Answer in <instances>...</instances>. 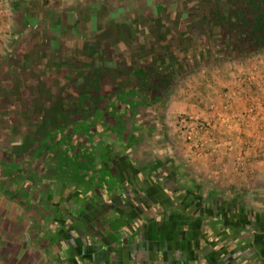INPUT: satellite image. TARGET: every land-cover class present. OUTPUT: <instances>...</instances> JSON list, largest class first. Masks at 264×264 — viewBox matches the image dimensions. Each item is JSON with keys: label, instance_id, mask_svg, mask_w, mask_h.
Segmentation results:
<instances>
[{"label": "crops", "instance_id": "1", "mask_svg": "<svg viewBox=\"0 0 264 264\" xmlns=\"http://www.w3.org/2000/svg\"><path fill=\"white\" fill-rule=\"evenodd\" d=\"M6 1L0 20L17 24L0 42V182L9 190L18 177L12 191L26 199L0 190V264H264V110L256 122L234 117L249 98L264 104V45L253 91L241 89L222 121L206 107L233 81L220 42L210 62L191 29L152 43L130 20L152 15L122 0L115 13L89 1L72 17ZM248 3L260 19L264 3ZM240 10L214 14L224 30L215 41L232 40L230 19L245 26ZM212 61L228 65L219 74ZM74 62L82 75L70 74ZM187 114L212 123L209 154L185 141Z\"/></svg>", "mask_w": 264, "mask_h": 264}, {"label": "rangeland", "instance_id": "2", "mask_svg": "<svg viewBox=\"0 0 264 264\" xmlns=\"http://www.w3.org/2000/svg\"><path fill=\"white\" fill-rule=\"evenodd\" d=\"M89 1H94L97 3L98 7L100 9H103L105 11H112L116 12L118 10V4L119 0H49L48 2H45L44 0H32V3H34V6L36 8V11H45L46 9L52 13H67L69 17H72V14H82L84 11V4ZM98 1V2H96ZM100 1V2H99ZM121 1V0H120ZM123 2L125 1V4H134L136 7L135 11H141V8H143L144 12L143 13H149L151 18H146L143 17L142 19L134 18L130 19L133 23L131 24H137L138 27H141V30L143 29L145 33H149L151 35L150 42L154 43V40L160 44H163V40H167L169 38H173L174 32L175 34H178V30L181 31L182 33L185 31V29H191L190 33V38L191 40H201L200 43H198V46L200 48H203L204 50H208L209 52H202L201 54L203 55V61L205 62H210L211 58L208 55H211V52L214 53L216 48H220V45H226V47L229 49V51H225V54L223 55L226 58H229V61H226L228 64V71L227 73H224L229 77L230 79L232 78V84H225L227 85L228 92H225L226 90L223 91L222 97L220 100H212L208 102L206 105L208 111H212L210 109L211 105H214L217 110H219L220 113H223L225 116L228 117L227 113L231 112V109H233L235 103V99L238 96V92L241 89H247L246 91L250 92L253 91V81L252 76H251V70L256 66V60L258 57V52H253L252 50L248 49V51L244 48V46H241L240 49H238L236 52L232 51L230 49V41L225 40L226 37L222 40H217L215 41V36L217 34H221L222 29H220L221 25L217 24H222L221 21L218 20L219 16H214V14H222L225 11H229L231 14H237L239 13L238 11H241L240 9L244 8L247 15L250 17L249 20L246 19L247 22H252L254 25L258 26L260 19L257 18L254 14L256 13L253 12L251 13L250 9L247 7V4H254L252 3V0H122ZM133 1V2H130ZM261 3H264V0H261ZM137 5V6H136ZM86 7V6H85ZM262 8V13L264 9V5H260ZM11 8V3L9 1L4 0V2L0 1V10H5V9H10ZM25 10V7H24ZM133 10V9H132ZM131 9H127L126 11H132ZM261 13V12H260ZM261 13V16L263 15ZM157 14V16H155ZM171 15H175L171 16ZM190 15V17H189ZM206 15L208 16V19H205ZM2 16V15H1ZM117 16V15H116ZM155 16V17H153ZM159 16V17H158ZM112 17H114L112 15ZM129 19V15L126 16ZM131 17V16H130ZM161 17V18H160ZM173 17V18H170ZM189 17V18H187ZM218 17V18H217ZM16 18V17H15ZM13 18L12 16H5V19L3 21L0 20V42L4 43V40H6V37L4 35H11L10 33L12 32V29L16 27L17 20ZM128 19L126 21H128ZM23 20V19H22ZM27 20H25L26 23ZM47 24L49 23V20H47ZM110 21V22H108ZM69 24L67 25L69 28L76 23V21H68ZM194 22V23H193ZM85 25L82 24V26L89 27L91 30L93 28L92 26V21L90 19L84 20ZM97 23V25H96ZM192 23L194 26H191ZM238 26V30L236 31H231L233 32V40L237 39L239 40L238 34H243L244 32L247 33V29H245V26H242L240 23H237L235 19H230V27ZM23 24V23H22ZM66 24V23H65ZM95 26L99 28H120V26L117 24L116 20H97L95 21ZM188 26V27H187ZM40 27H44L43 23L40 25ZM122 28V27H121ZM126 28V27H125ZM240 28V30H239ZM243 30V32H242ZM224 31V30H223ZM222 31V32H223ZM226 31V30H225ZM230 31V30H229ZM224 33V32H223ZM244 33V34H245ZM228 36V35H227ZM237 36V37H236ZM11 41V39H9ZM230 40V39H229ZM189 41V40H188ZM216 42H220L219 44H216ZM187 43V42H185ZM216 44V45H215ZM225 48V46L222 47V49ZM214 49V51H213ZM182 54V53H181ZM214 54H217L215 52ZM193 55V53H188V56ZM261 56H264V51L261 52ZM184 55H179V59H183ZM223 57V58H224ZM191 60V56L189 57ZM264 60V57H262ZM223 60V59H222ZM215 61V60H213ZM212 61V62H213ZM225 62V63H226ZM78 62L70 63L68 66V70L73 72V76L76 75H82V73L85 72V70H82V64H78ZM224 63V61L222 62ZM221 64V63H218ZM218 64L213 62V68L210 69V71H218L219 74L223 73L224 68L227 66L226 64L218 66ZM215 65V66H214ZM224 66L223 68H221ZM82 70V71H81ZM155 71V70H153ZM209 69L204 71V76H208L209 73L207 72ZM254 71V70H253ZM138 72V71H137ZM93 74V73H92ZM203 75V73H202ZM218 75V74H216ZM71 77V76H70ZM262 77L263 79L260 81L261 86L264 88V72H262ZM73 78V77H72ZM249 78V79H248ZM67 81H69L70 78H66ZM74 79V78H73ZM72 79V80H73ZM112 79V78H111ZM71 80V79H70ZM75 80V79H74ZM109 84V83H108ZM110 87L113 89L115 86L114 84H109ZM108 85V86H109ZM117 86V85H116ZM225 89V88H224ZM98 94V90L96 92ZM86 97V98H85ZM80 98V97H79ZM83 101H92L93 96L92 94H88V96L82 95ZM250 102L246 104V108L255 106L260 103L263 104L262 101L259 102H254L252 101V98H249ZM264 105V104H263ZM259 110V109H258ZM257 110V111H258ZM236 113L235 111H233ZM244 113V112H242ZM218 117V116H217ZM65 120V119H64ZM247 121V118H246ZM81 122L84 123V125H81L83 128L85 126H88L91 124V119H89L87 116L82 115ZM229 123V122H228ZM23 180V179H22ZM7 183H11L12 188L14 187H20L19 183L21 180L17 178L10 179L6 178L5 180ZM14 186H13V185ZM12 188L7 190V186L3 185L0 182V190H4L6 192V196L8 198H17L20 200L26 199V193L23 189L20 190H15L14 192L12 191ZM25 202V201H24ZM26 203V202H25Z\"/></svg>", "mask_w": 264, "mask_h": 264}, {"label": "built area", "instance_id": "3", "mask_svg": "<svg viewBox=\"0 0 264 264\" xmlns=\"http://www.w3.org/2000/svg\"><path fill=\"white\" fill-rule=\"evenodd\" d=\"M262 108L264 110L263 104H258L255 106L247 107L240 115L234 116L235 118H247L248 121L256 122L258 120V109ZM212 112L219 117L220 120L224 121L227 119L224 117L223 113H220L219 110L215 108L214 105L210 106ZM178 126L181 130L185 141L187 144L191 146L193 150H195L199 155H207L209 154V143L213 141L210 131L213 126L209 121L202 119L196 115L187 114L178 120ZM243 162V161H242ZM240 163L237 167L238 170H243L245 167L243 163Z\"/></svg>", "mask_w": 264, "mask_h": 264}, {"label": "trees", "instance_id": "4", "mask_svg": "<svg viewBox=\"0 0 264 264\" xmlns=\"http://www.w3.org/2000/svg\"><path fill=\"white\" fill-rule=\"evenodd\" d=\"M27 0H22L18 5L21 6L22 8H26L28 5V2L26 3ZM45 2H48L49 0H44ZM245 29H247V33L242 36L241 34L239 37V40L237 39H232V43L236 46L237 48L240 49L241 46H244V48L248 51V49L252 50L255 52L259 47L258 45H264V9H263V15L261 16V20L258 24V26L254 25L252 22H248V24H245ZM232 37V35H231ZM237 37V36H236ZM237 50H235L236 52Z\"/></svg>", "mask_w": 264, "mask_h": 264}, {"label": "flooded vegetation", "instance_id": "5", "mask_svg": "<svg viewBox=\"0 0 264 264\" xmlns=\"http://www.w3.org/2000/svg\"><path fill=\"white\" fill-rule=\"evenodd\" d=\"M190 16V15H189ZM232 39H233V35H232ZM230 43H231V47H230V49L232 50V51H235V50H238V46H236V45H234L233 43H232V40L230 41ZM224 46H226V45H224ZM226 51V50H225ZM228 51H229V49H228Z\"/></svg>", "mask_w": 264, "mask_h": 264}]
</instances>
